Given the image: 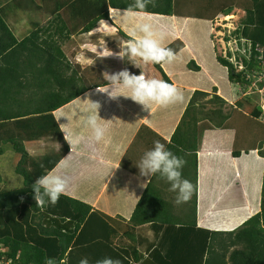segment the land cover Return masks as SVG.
I'll use <instances>...</instances> for the list:
<instances>
[{"label": "trees", "instance_id": "1", "mask_svg": "<svg viewBox=\"0 0 264 264\" xmlns=\"http://www.w3.org/2000/svg\"><path fill=\"white\" fill-rule=\"evenodd\" d=\"M22 1L0 0V77L5 80L3 77L11 74L24 76L26 70L22 67L26 66L32 68L29 73L33 81L28 85L19 82L7 86L5 83L0 84L1 94L14 89L9 104H3L4 99H1L0 154L3 153L2 142L12 145L18 153L15 172L22 178L21 187L0 190V249L5 250L0 253V261L3 264H45L47 258H54L57 264L64 260H67V264H79L81 259L87 258L89 264H97L105 257H110L119 261V264H264V164L261 173V168H258V176H242L243 183L236 182L233 188L235 197L247 200L242 195L247 192L250 198L252 190L246 188L244 191V184L251 183L252 178H255L258 211L232 230L197 228L196 197H193L192 218L184 216L187 219H183L176 215L170 202L155 186L157 180L168 183L159 175L150 178L126 222L122 220L115 223L114 218L106 221L99 216L102 213L94 210L89 203L66 194H62L55 205L49 204L43 209L37 207L32 191L33 183L52 170L69 150L53 111L91 89L107 86L105 72L111 74L127 69L132 74L141 72L147 78L157 75L162 80L171 81L161 64H144L139 58L130 57L124 67L117 52L111 48H94L90 51L93 58L87 66L79 63L72 66L67 61L60 46L61 40L69 39L73 33L89 32L98 22L109 20L108 7L121 6L122 9L136 10L134 7L117 4L114 0H39L37 7L50 15L55 14L50 23L54 24V31L41 37L39 29L18 41L2 14L11 2L22 9ZM207 1L157 0L155 7L158 6V9L143 11L212 21L218 13L227 15L233 7L242 9L245 15L234 34L250 45L249 60L243 58L244 68L236 72L228 58L218 55L215 58L226 68L229 83L238 87L249 86L246 74L258 73L261 61H264V0ZM29 3L34 6L33 0H29ZM117 33L128 41L129 37L122 30L117 28ZM52 34H58L59 40ZM191 37L195 41L205 40L196 26ZM166 46L172 48L175 54L183 48L177 39ZM110 51L112 55L101 56ZM229 53L226 52L227 57ZM133 63L139 64L140 68ZM186 67L193 71L200 70L194 60H189ZM257 85L261 87L263 83L258 82ZM23 91L32 92L33 96L28 95L24 100ZM212 91L214 94L208 102H217L220 108L204 111L205 106L200 105L199 100L209 94L195 90L170 140L167 142L142 124L123 153L119 166L145 179L139 175L136 164L143 153L158 140L184 160L186 156L190 157L185 160L182 176L195 182L196 152L200 137L204 131L215 129L233 131V158L257 151L264 159V112L260 106V94L253 91L250 96L247 94L242 97V90L237 92L240 95L238 99L250 106L249 112L235 108L225 114L221 109L225 100L215 94V87ZM12 103L20 108L17 114L5 109ZM72 121L67 119L62 122L67 127ZM49 138H56L62 143L59 150L39 158L28 153L35 142ZM230 202L228 205L220 203V215L239 205V202ZM142 225L152 226L151 241L144 237L145 234L137 233V228ZM139 246H145L144 250H139Z\"/></svg>", "mask_w": 264, "mask_h": 264}, {"label": "crops", "instance_id": "2", "mask_svg": "<svg viewBox=\"0 0 264 264\" xmlns=\"http://www.w3.org/2000/svg\"><path fill=\"white\" fill-rule=\"evenodd\" d=\"M33 1L34 6L29 3V0H23L22 9L11 2L2 14L6 24L18 41L39 29H41V37H45L54 31V24L50 23L53 21L55 14L50 15L40 9V7H37L39 0ZM114 1L117 4L134 7V0ZM156 2L157 0L149 4L145 10L151 8L158 9V6L155 7ZM29 5L31 7H28ZM108 19L98 22L96 27L89 32L73 33L68 37L69 39L66 44L73 41L77 43L76 45L78 47L80 46L79 52L75 55V60L80 65H89L93 58L90 51H93L96 47L105 50L106 47H103L105 44L111 50L119 53L123 44L127 41L119 37L117 28L128 36V33L133 27L142 22L152 23L156 30L163 33L164 38L162 44L164 46L175 39H180L184 43L183 48L176 53V59L172 63L161 64L171 84L177 86L183 92L184 101L182 103L168 105L167 107L149 103L147 108H145L130 98L119 96L113 102L106 104L104 102L109 100V97L102 98L97 94L95 95V92L91 89L69 104L53 111V115L62 131L64 141L67 142L69 150L48 173L56 172L58 174L68 175L71 178L70 184L64 194L89 203L94 210L100 212V214L102 213L99 216L105 218L106 221L114 218L115 223H117L122 222V220L124 222L129 220L137 200L145 189V187H141L140 185L144 182L147 185L149 182L119 166V161L123 153L139 127L142 124L146 125L168 142L180 122L184 109L195 90L206 92L210 97L214 94L212 90L215 87V94L227 100L224 95L228 94L231 83H226L225 86H221L220 79L222 75L227 79V71L226 68L222 67L216 61L213 49L208 56L202 54L203 50L210 46L213 48L212 43L209 41L208 47L206 45L202 49L199 46L203 42L202 39L195 41L191 37L193 28L196 26L206 41L211 36L212 31L209 20L179 15L168 16L140 10H128L122 9L121 6L116 8L108 7ZM45 30H47L46 33L43 32ZM52 36L59 37L58 34H52ZM79 40L80 45L78 44ZM61 49L65 53L62 47ZM129 58L125 57L126 60L121 59L122 64L124 65ZM189 60H194L196 65L200 67V70L193 71L187 69L186 64ZM22 69L26 70L24 76L17 77L16 75H8L7 73L6 75L8 77L5 75L3 77L5 80H2L0 77V84L5 83L6 86L8 84H17L18 82L26 85L32 84V77L29 73L32 68L24 66ZM27 72L29 75H27ZM153 77L160 79L157 75ZM226 81L228 82V80ZM121 92L127 94V90L121 89ZM85 94L89 96L85 98ZM13 95L14 89H10L3 94L0 93V108L2 105L1 99H4L3 104H9ZM23 96L25 100L27 96L31 97L33 94L32 92L23 91ZM78 101L80 102L78 103L79 105L77 104ZM91 101L100 102V118L98 122L106 128L105 136L99 142L92 139L91 129L84 123L88 114L86 109ZM84 103L85 105L83 106ZM5 109L7 111H13L16 114L20 112L18 105L13 103ZM23 111L21 110V112ZM73 118L74 120L71 123L69 122L67 127H64L62 121ZM76 118L80 120L79 123L75 121ZM229 131L216 129L206 130L200 137V144L196 152V180L193 182L194 196L193 194L191 196L192 200L193 197H196L195 221L197 228L232 230L248 216L258 211V199L256 198L255 200L257 186L255 187V178H252L251 183L245 182L244 188L242 186L244 191H246V188H250L252 190V196L249 198L247 193L246 197L248 199L239 201L236 209L223 211L226 214L220 215V203L225 202L228 205L231 203L232 198H235V194L232 193L233 188L236 187L235 177L258 176V165L261 164V173L264 164V159L262 160L258 157L259 160H257L256 157L251 156V152L242 154L239 158H233L231 156L233 139L231 138L230 140ZM86 132L91 134L87 136ZM39 143L40 145H38ZM49 143H51L50 148H46L45 145ZM35 144L37 145V149L38 147H41V149H36L37 152L31 151L34 148V144L28 149V153L34 158H39L47 154L46 150L48 149H50V152L57 151L62 145L56 138L40 139ZM2 155L3 153L0 154V156ZM189 158V156H186L185 160ZM64 159L69 160L70 167L67 169H61L59 167L60 162ZM14 160L17 163L18 156L16 157L14 155ZM187 164L190 165L188 161ZM1 165L2 163L0 162V167ZM2 174L0 173V180H2ZM189 176H191L190 166ZM81 179L89 185L90 192L88 194L82 189V185L80 184L82 183ZM155 186L165 196L168 202L171 201L170 205L176 215L181 218L184 216L192 218V216L186 214L185 208L177 209L175 207V205H179L176 202H172L174 197H176V193L170 191V185L168 183L157 182ZM2 188L3 185H0V190ZM242 197L244 196L242 195ZM251 198H253L252 201ZM191 207L192 213L193 206ZM251 209H253L252 213L245 215ZM183 219L187 218L184 217ZM152 230V226L142 225L137 228V233L139 234L141 232L145 234L144 237L151 241L153 238ZM144 248L145 246H139V250H144Z\"/></svg>", "mask_w": 264, "mask_h": 264}, {"label": "clouds", "instance_id": "3", "mask_svg": "<svg viewBox=\"0 0 264 264\" xmlns=\"http://www.w3.org/2000/svg\"><path fill=\"white\" fill-rule=\"evenodd\" d=\"M153 2L154 0H134V9L143 11ZM128 37V41L123 44L120 52L116 54L121 59L125 57L139 58L144 64H170L176 59L175 51L162 44L163 33L156 30L152 23L142 22L136 24L128 33ZM109 55H112L111 51L101 56ZM133 64L140 68L139 64ZM104 74L109 88L99 92L106 93L111 100L124 96L145 108L149 103L167 107L184 101L183 92L177 86L165 80L147 78L141 72L132 74L127 69L111 74L105 72ZM121 89L127 90V94L122 93ZM100 107V102L91 101L87 106L86 111L88 114L84 121L91 129L92 139L97 142L104 138L106 132L105 126L98 122ZM185 163L183 157L177 156L164 143L157 140L154 142L153 147L143 153L136 165L139 169V175L144 177L145 181H149L151 177L156 175L165 179L170 185V191L176 193L175 202L182 204L188 202L193 194L191 181L182 176ZM59 167L61 169L69 168V160H62ZM70 179L68 175L56 172L46 173L38 177L32 185L37 207L43 209L49 204L55 205L69 187ZM140 186L146 187L147 185L144 182ZM45 264H57V261L54 258H47ZM61 264H67V260L62 261ZM79 264H89V260L83 258ZM97 264H119V261L105 257Z\"/></svg>", "mask_w": 264, "mask_h": 264}, {"label": "rangeland", "instance_id": "4", "mask_svg": "<svg viewBox=\"0 0 264 264\" xmlns=\"http://www.w3.org/2000/svg\"><path fill=\"white\" fill-rule=\"evenodd\" d=\"M206 2L208 3L207 0H206ZM244 15H245V12L242 9L236 8V7H233L232 10L227 15H225L223 13H218L215 16L214 20L210 21L211 30H212L211 31V36L206 41L203 40V42H201V44L199 45L200 48H202V49H203V47H206V45L208 47V45H209L208 42L209 41L213 45V48L210 46L209 48L203 50L202 54L204 56H208V54L211 53L212 49H213L215 57H216V55H218V56H221L223 58L226 55L225 52H227V51H229L230 53H233L234 55L231 54L230 58H228V61L231 62V64L234 67V71H236V72H239V71H241L244 68L243 63H242V59L243 58L245 60H249L248 52L242 51L243 46H244L246 41L244 42L243 38H241L239 40L238 37L234 34V31L236 30V28H238L240 26L241 20L244 18ZM55 38H57V41H58L60 37H55ZM67 40L68 39H66L64 41L61 40L60 41V46L63 48V50L65 52L64 54H65V57H66L67 61L69 63H71L72 66H76V64H78L79 62H77L75 60V55L79 52L80 46L78 47L76 45L77 43H75L73 41L69 42L68 44H66ZM177 40L184 45L183 41H181L180 39H177ZM78 44L80 45V40H79ZM197 44H199V43H197ZM105 45H103V47H106L105 49L109 48L108 46H105ZM237 45H238V47H237ZM238 48H239V50L236 51ZM235 55H236V59H234ZM125 60H124V62H125ZM123 66L126 67V63ZM240 66H242V68H240ZM226 80L227 79L224 78V75H222V77L220 79L221 86H225L226 83H229ZM107 88H109V84L107 86L94 88L92 90H93V92H95L94 93L95 95L97 94L98 96H100L102 98H105V97L107 98V94L106 93L99 92V91H103V90H105ZM243 88L244 87H238L237 85L233 86L232 84H230L229 85L228 94L224 95L227 100H225L224 98H222L220 96L222 99L225 100V103L221 107L223 113H225V114L230 113L235 108L242 109L245 113L249 112L250 106L248 104H245L243 101H240L238 99L240 95L238 96L237 92L241 91V90L243 91ZM242 91H241V93H242ZM250 91L251 90L247 91L246 93H243L242 97H244L247 94H249ZM259 92H260L259 93L260 94V106H261V109L264 112V84H263V87L260 89ZM87 96H89V95H87V94L84 95L85 98H87ZM249 96H250V94H249ZM210 98H211V96L210 97L206 96L205 98L199 100V104L200 105L204 104L203 106H205V110L204 111H206V110H215V109L220 108V105L217 102L214 103V101H213V103H209L208 100ZM110 102H113V100L109 99V100H107L104 103L108 104ZM78 103H80V102L78 101L77 104ZM86 104H88V103H86ZM84 105H85V103L83 104V106ZM73 120H74V118H73ZM75 121L78 122V123L80 122V120L78 118H76ZM86 134H87V136H89L88 132H86ZM228 134L230 136V140H231V138L233 139V136H234L233 135V131L230 130ZM35 143H37V142H35ZM35 143L33 145L34 148H32L33 150H31L33 152H37V150L41 149V147H38V149H37V145ZM65 143L67 144L66 141H65ZM38 145H40V143ZM50 146H51V143L45 145L46 148H50ZM1 148L3 149V155L0 156V162L2 163V165L0 167V173H3L2 174L3 176H1L2 180H0V185H3L2 189L4 190V189H8V188L21 187L22 178L15 172V169H14L15 166H16V161L14 160V155L17 157L18 153H16L13 150L12 145L10 143L2 142ZM59 149H60V147H59ZM46 152L50 153V149L46 150ZM251 156H254V158L256 157L257 160H259L258 157H260L259 154L257 153V151H252L251 152ZM261 159L263 160V158H261ZM260 167L261 166H258V168H260ZM81 180H82V183H80V184L82 185V189L86 192V194H88L90 192L89 191L90 190L89 189V185L86 184L83 179H81ZM188 180L191 181L190 179H188ZM235 181L239 182V183H243L242 176L235 177ZM157 182L159 183V180H157ZM191 183L193 185L192 181H191ZM5 185H6V187H5ZM233 191H234V189H233ZM246 195H247V192L244 194V198L248 199L246 197ZM232 201L239 202V201H243V199H240L239 197L238 198L235 197V199L232 198ZM169 202H171V201H169ZM172 202H175V197H174ZM193 205H194L193 204V200L190 199L186 203L175 205V207H177V209L185 208L186 209V214L188 216H192V213H191V208L192 207L191 206H193ZM3 252H5V250H4V248H1L0 249V253H3ZM189 253H190V255L193 254V252L191 250L189 251ZM0 264H3V262L0 261ZM6 264H8V262Z\"/></svg>", "mask_w": 264, "mask_h": 264}, {"label": "built area", "instance_id": "5", "mask_svg": "<svg viewBox=\"0 0 264 264\" xmlns=\"http://www.w3.org/2000/svg\"><path fill=\"white\" fill-rule=\"evenodd\" d=\"M248 47H249V45H248ZM242 51H245V49H242ZM240 68H242V66H240ZM245 79L250 82L249 87L247 89L248 91L251 90L250 92H252V90L254 88L258 89L257 88L258 82H263V84H264V61L263 60L261 61V70L258 73L255 72V73L250 74V75L248 73V74H246ZM262 120L264 121V116L262 117Z\"/></svg>", "mask_w": 264, "mask_h": 264}, {"label": "bare ground", "instance_id": "6", "mask_svg": "<svg viewBox=\"0 0 264 264\" xmlns=\"http://www.w3.org/2000/svg\"><path fill=\"white\" fill-rule=\"evenodd\" d=\"M240 39H241V38H240ZM240 39H239V40H240ZM244 42H245V39H244ZM237 47H238V45H237ZM248 48H250V45H249V47H248V45H247L246 42H245V44H244V46H243V49H245V51L248 52ZM238 50H239V48H238L236 51H238ZM225 53H226V52H225ZM234 53H235V52H234ZM229 54H230V56H231V54L234 55L233 53H229ZM248 54H249V53H248ZM230 56L227 57V55H225L224 57H226V58H230ZM234 59H236V55H235ZM241 71H242V70H241ZM261 83H263V82H261ZM248 87H249V86H245V85H244V88H246V89H245L244 92H242V94H243V93H246V92L248 91V90H247ZM262 87H263V85H262L261 87H259V86L257 85V88H258V89H255V88H254V89L252 90V92H250V93H253V91H256V92L260 93L259 91H260V89H261ZM250 93H249V94H250Z\"/></svg>", "mask_w": 264, "mask_h": 264}]
</instances>
